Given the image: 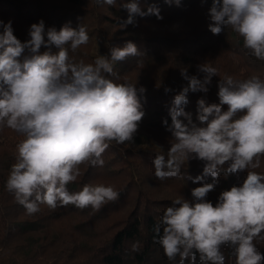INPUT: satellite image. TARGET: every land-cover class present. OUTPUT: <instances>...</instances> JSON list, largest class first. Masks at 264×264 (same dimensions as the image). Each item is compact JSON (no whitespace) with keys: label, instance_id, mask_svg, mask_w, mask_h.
<instances>
[{"label":"clouds","instance_id":"clouds-1","mask_svg":"<svg viewBox=\"0 0 264 264\" xmlns=\"http://www.w3.org/2000/svg\"><path fill=\"white\" fill-rule=\"evenodd\" d=\"M164 2L181 4V0ZM96 3L116 7L118 2ZM119 9L128 14L119 22L121 29L138 26L136 17L163 19L155 3L145 10L141 0H120ZM207 16L213 35L231 28L243 38L250 55L264 60V0H212ZM0 28V129L24 137L16 145L6 190L28 215L38 213L41 205L51 210L68 205L99 210L116 201L120 193L112 185L85 184L77 192H70L68 185L81 175L80 165L102 167V154L111 142H134L145 115L138 92L146 89L127 80L117 83L119 76L116 80L109 76L115 75L116 62L142 55L137 45L127 41L110 48V56L85 63L69 55L89 42L83 23L46 29L41 19L30 26V39L25 42L14 35L11 20H0ZM42 46L47 50L41 52ZM197 70L204 74L202 79L181 69L187 85L168 110L171 124L163 120L172 136L171 146L166 154L155 155L152 166L160 181L184 179L183 166L196 159L204 162L202 174L186 178L200 183L211 176L214 183L193 188L191 201L183 196L172 200L154 225V242L173 264H197V255L200 264H225V245L235 264H264V255L254 243L264 240V173L255 171L264 156V79L224 75L217 83L219 103L198 99L196 123L185 111L188 93L206 94L212 77H220V70L209 62L197 65ZM245 170L241 186L221 192L215 206L206 200L222 174ZM132 251H139V242Z\"/></svg>","mask_w":264,"mask_h":264},{"label":"trees","instance_id":"trees-1","mask_svg":"<svg viewBox=\"0 0 264 264\" xmlns=\"http://www.w3.org/2000/svg\"><path fill=\"white\" fill-rule=\"evenodd\" d=\"M117 2L112 7L97 5L96 0H0V20L12 21L14 35L21 42L30 39V26L41 19L46 29L59 30L68 22L73 28L85 24L90 37L88 44L69 53L77 61L93 63L100 55L110 56V48L132 41L142 55L116 62L115 75L109 78L116 80L119 76L117 83L127 80L136 84L137 89L141 86L146 89L144 93L138 92L145 115L134 142H111L102 154L104 165H80L81 175L68 185L70 192L80 191L85 184L114 186L119 198L99 210L74 205L51 210L41 205L38 213L28 215L5 188L11 165L16 161V145L24 137L11 129H0V264H173L154 242V225L177 196L191 201L193 188L214 183L211 176L200 183L186 178L202 174L204 162L196 159L183 166L184 179L160 181L154 175L152 160L157 153L166 154L172 141L163 120L171 124L168 110L174 96L187 85L181 69L186 68L189 75L201 79L204 74L198 72L199 64L209 62L220 70V77H212L206 94L188 93L185 111L196 123H199L198 99L219 103L217 83L224 75L241 80L258 75L264 79V60L256 59L244 49L242 37L231 28H225L219 35L208 30L207 12L212 0H181L180 6H169L164 0H141L145 10L155 3L163 19L154 15L136 17L138 26L129 25L126 29L119 28V22L127 19L128 14L119 9L120 0ZM46 50L42 46L40 51ZM166 88L170 91L165 92ZM255 171L264 173V156ZM246 176V170L222 174L206 200L215 206L221 192L241 186ZM136 242L139 251H132ZM254 243L264 255V240ZM222 251L225 264H235L227 245ZM197 264H200L198 255Z\"/></svg>","mask_w":264,"mask_h":264}]
</instances>
